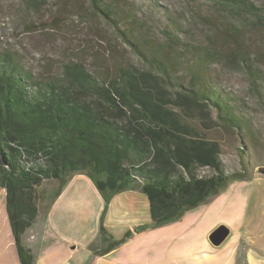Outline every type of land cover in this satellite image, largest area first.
Listing matches in <instances>:
<instances>
[{"label": "trees", "instance_id": "obj_1", "mask_svg": "<svg viewBox=\"0 0 264 264\" xmlns=\"http://www.w3.org/2000/svg\"><path fill=\"white\" fill-rule=\"evenodd\" d=\"M197 1L237 29L264 28V5ZM42 2L31 4L38 8ZM88 3L90 12L113 28L143 66L120 65L109 77L73 61L58 76L38 79L16 53L0 51V188L6 191L21 264H35L22 237L39 216L36 189L45 181L59 183L51 205L79 174L93 181L106 203L135 188L146 195L152 223L109 242L100 252L104 254L134 233L180 220L231 182L248 178L246 170L226 171L220 143L207 134L216 124L245 142L252 133L241 104L218 86L219 77L212 72L220 63L243 71L264 102V69L244 46L228 53L203 46L176 24L160 29L159 40L137 37L134 30L122 28L120 2ZM128 20L137 27L133 17ZM258 168L264 177V165Z\"/></svg>", "mask_w": 264, "mask_h": 264}, {"label": "rangeland", "instance_id": "obj_2", "mask_svg": "<svg viewBox=\"0 0 264 264\" xmlns=\"http://www.w3.org/2000/svg\"><path fill=\"white\" fill-rule=\"evenodd\" d=\"M107 1L120 2L122 28L134 30L137 37L152 35L159 40L156 36L160 29L176 24L203 46L212 45L228 53L241 52L243 45L255 65L264 69V28L237 29L231 25L232 21L197 0ZM250 1L264 5V0ZM31 3L32 0H0V51L16 53L36 78H54L64 64L73 61L84 63L97 75L109 77L116 75L120 65L143 66L113 28L101 16L90 12L88 0H44L38 8ZM131 17L138 22L137 27L125 22ZM212 72L219 77L218 86L241 104L240 109L250 121L252 133L246 142L240 140L236 132L218 124L207 134L209 139L220 143L221 159L227 172L246 170L247 182L231 183L245 181L252 186L250 213H253L257 208L264 209V177L258 168L264 165V102L243 71L220 63L212 67ZM213 120H217L215 111ZM194 122L202 127L197 120ZM58 185V181L50 180L37 187V203L42 214Z\"/></svg>", "mask_w": 264, "mask_h": 264}, {"label": "crops", "instance_id": "obj_3", "mask_svg": "<svg viewBox=\"0 0 264 264\" xmlns=\"http://www.w3.org/2000/svg\"><path fill=\"white\" fill-rule=\"evenodd\" d=\"M245 181L230 183L180 220L134 233L101 254L109 242L152 223L150 204L139 188L106 203L87 175H75L44 214L39 211L22 241L32 250L35 264H264V209L250 213L253 191ZM221 226L230 234L214 246L210 237ZM0 264H21L2 188Z\"/></svg>", "mask_w": 264, "mask_h": 264}, {"label": "water", "instance_id": "obj_4", "mask_svg": "<svg viewBox=\"0 0 264 264\" xmlns=\"http://www.w3.org/2000/svg\"><path fill=\"white\" fill-rule=\"evenodd\" d=\"M229 234H230L229 229L226 228L225 226H221L213 232V234L210 237V240L214 246H220L225 242Z\"/></svg>", "mask_w": 264, "mask_h": 264}]
</instances>
